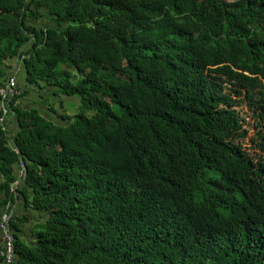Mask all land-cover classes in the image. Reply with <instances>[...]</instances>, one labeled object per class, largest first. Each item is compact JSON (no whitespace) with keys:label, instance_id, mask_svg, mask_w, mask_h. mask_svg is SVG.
Segmentation results:
<instances>
[{"label":"trees","instance_id":"trees-1","mask_svg":"<svg viewBox=\"0 0 264 264\" xmlns=\"http://www.w3.org/2000/svg\"><path fill=\"white\" fill-rule=\"evenodd\" d=\"M16 61L79 101L0 126L5 203L47 215L18 264H264V0H0Z\"/></svg>","mask_w":264,"mask_h":264},{"label":"crops","instance_id":"crops-1","mask_svg":"<svg viewBox=\"0 0 264 264\" xmlns=\"http://www.w3.org/2000/svg\"><path fill=\"white\" fill-rule=\"evenodd\" d=\"M44 21L45 20H41L39 26H44L46 24V22ZM9 66H11V68L6 71V75H2V70H4V67L1 68L0 82H4L8 78L15 79L17 87L22 92L21 107L28 111L38 110L40 112V115L44 119L54 123L55 125H67V123H65L62 118L74 116L77 113L79 101L67 98L68 101H65L66 107L64 108L60 101H62L61 99L65 97L62 96L60 98V101H56L55 99L57 97V89L47 88L43 83L41 84L42 89H38L28 85L26 81V71L22 62L19 63L18 61H16ZM70 105H73V112L68 111V109L66 110V108H68V106ZM18 131L19 130L17 127V123L12 121L10 123L8 132L9 137L14 138L18 134ZM19 175L20 169L19 167H16V177L18 178L19 182L18 186L21 184ZM16 186L14 187V189L17 188ZM22 187L23 186H21V188ZM30 197V191L27 193L26 198L23 194V191L21 190L18 194V197L15 199V202L5 203L6 196L3 192L0 191V220L1 216L8 211L10 206H12V208H14V221L18 224L19 227V232H17V235H19V238H21L26 243L34 245V243L36 242L34 233L41 224L45 223V221L47 220V215L33 209L28 205V198ZM2 264L4 263L2 262Z\"/></svg>","mask_w":264,"mask_h":264},{"label":"built area","instance_id":"built-area-1","mask_svg":"<svg viewBox=\"0 0 264 264\" xmlns=\"http://www.w3.org/2000/svg\"><path fill=\"white\" fill-rule=\"evenodd\" d=\"M21 98L22 92L17 87L14 78H8L0 83V126L4 132H9L10 123L16 116L14 110L21 106ZM20 171L23 176L22 180H25L26 171L23 164L20 166ZM13 215L14 208L10 206L0 220V257L4 264H18L14 231L11 227Z\"/></svg>","mask_w":264,"mask_h":264},{"label":"rangeland","instance_id":"rangeland-1","mask_svg":"<svg viewBox=\"0 0 264 264\" xmlns=\"http://www.w3.org/2000/svg\"><path fill=\"white\" fill-rule=\"evenodd\" d=\"M227 1H232V2H234L235 0H227ZM228 86V85H227ZM228 88L230 89V90H233V87H231V86H228ZM62 96H58V97H56L55 99H56V101H60V98H61ZM66 98V97H65ZM62 98L61 100L62 101H60L61 102V104L63 105V107L65 108L66 107V104H65V101L67 100L68 101V99L66 98ZM75 100H78V99H75ZM58 103V102H57ZM79 107V106H78ZM68 109V111H71V112H73V105H70V106H68V108H66V110ZM236 112H238L239 113V115H240V118L244 121V128L245 129H247V130H249L250 131V133H249V136H248V139L245 141V143L244 142H242V145H243V147L244 146H247L248 148H250V147H252L253 146V144H252V140H254L255 139V132H254V128L252 127V120H251V112H250V110H249V108H248V105H247V103L246 102H244V103H242L241 105H239V107H237L236 108ZM73 117V116H72ZM23 164V163H22ZM21 164V165H22ZM24 165V164H23ZM20 169V168H19ZM26 171V170H25ZM19 179L21 180V182H23L24 180H22L23 179V176H21V171H20V175H19ZM18 183L19 182H17L16 184H15V186L17 185L18 186ZM14 186V187H15ZM16 186V187H17ZM14 216V215H13Z\"/></svg>","mask_w":264,"mask_h":264},{"label":"water","instance_id":"water-1","mask_svg":"<svg viewBox=\"0 0 264 264\" xmlns=\"http://www.w3.org/2000/svg\"><path fill=\"white\" fill-rule=\"evenodd\" d=\"M22 163H23V161H22ZM26 175H27V171H26Z\"/></svg>","mask_w":264,"mask_h":264}]
</instances>
